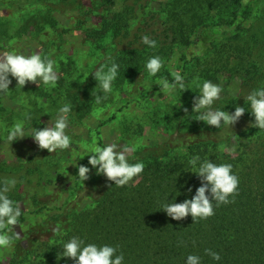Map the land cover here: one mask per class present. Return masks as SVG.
<instances>
[{
  "label": "rangeland",
  "instance_id": "1",
  "mask_svg": "<svg viewBox=\"0 0 264 264\" xmlns=\"http://www.w3.org/2000/svg\"><path fill=\"white\" fill-rule=\"evenodd\" d=\"M94 1L0 0V54L28 56L39 53L42 58L55 61L58 82L63 78L83 82L104 59L101 47L86 34L88 28L99 27L102 22L103 11L96 8ZM168 1L151 0V7L164 12ZM120 4V0H108L113 8ZM45 14L55 25L38 28ZM263 29L264 0H256L245 19L217 27L213 46L208 51V45L200 39L204 28H198L190 45L178 46L163 58V69L156 76L147 70L127 72L113 82L112 92L104 93L102 101L83 118L77 119L71 110L66 129L71 147L54 153L40 149L30 136L12 144L6 138L17 122L23 124L26 135L34 128L43 129L54 124L59 108L67 104L65 90L59 89L58 84L46 86L39 80V86L28 82L23 89L17 88V80L9 76L12 80L9 92L0 93V183L5 179L16 180L15 188L9 193L15 195L14 202L21 204L22 215L19 225L9 233L14 237L12 249L0 250V264L15 263L25 250L46 238L43 233L55 228L50 218L57 207L63 206L66 212L82 208L103 189L107 177L98 175L89 164L93 145H128L134 148L128 157L135 160L149 158L151 154L160 156L167 148L181 152L189 144L204 141L216 144L221 153H235L239 143L248 139L246 116L243 115L232 128L222 125L217 129L197 120L207 109L193 112V100L200 96L203 82L211 81L223 88L221 99L213 104V110L234 113L233 103L239 101L246 112L251 111L244 97L264 88ZM241 46L252 48L251 58L260 67L253 89L244 87L249 56L242 53ZM239 62L244 64L237 68ZM173 71L183 76L185 90L177 88L173 94L165 96L156 82L172 76ZM185 108L192 113L194 121H185ZM233 148L235 152H231ZM78 165L91 170L88 180L80 181ZM45 229L49 231L44 232ZM16 232L20 234L19 239H15Z\"/></svg>",
  "mask_w": 264,
  "mask_h": 264
},
{
  "label": "trees",
  "instance_id": "2",
  "mask_svg": "<svg viewBox=\"0 0 264 264\" xmlns=\"http://www.w3.org/2000/svg\"><path fill=\"white\" fill-rule=\"evenodd\" d=\"M120 1V6L113 8L108 0H95L96 8L103 11L102 22L99 27L86 30L87 36L98 43L104 53L102 65L111 66L113 62L119 65L117 80L127 72L147 70L146 63L151 57L159 56L163 60L176 47L190 45L200 27L204 28L200 39L208 45L206 51L210 50L217 27L245 19L256 2L169 0L163 12L152 8L151 0ZM50 20L45 14L38 28L46 24L54 26L55 21ZM144 35L156 41L155 48L142 43ZM250 49L241 46L242 53L249 56L244 87L253 89L260 67L251 58ZM261 56L264 57V51ZM244 62H239L237 68ZM94 72L83 82L63 78L57 83L59 89L65 90L67 104L77 119L91 111L97 104V96L102 101L105 95ZM166 79L174 81L170 75ZM237 105L241 106L239 101L233 103V108ZM244 115L248 139L239 143L235 153H221L216 144L204 141L189 144L181 152L167 148L160 156L151 154L149 158L137 160L128 157L129 163L145 165L139 177L123 187L108 180L92 197V202L82 208L66 212L63 206L57 207L50 224L59 227V233L45 229L44 232L49 231L43 233L46 238L25 250L23 257L13 264H75L66 257L57 260L64 243L74 236L85 244L119 246L117 254L123 252V264H186L189 254L200 256L201 264H264V130L251 127L255 118L250 111H245ZM184 117L186 122L194 121L191 112ZM193 156H199L201 162L209 159L217 165L231 164L233 174L239 178L235 202L215 207L213 201L215 215L198 223H194L191 214L175 220L163 211L166 203L192 199L202 186L201 178L189 164ZM8 196L15 198L13 193ZM44 206L47 205L44 203ZM205 249L219 253L222 259L213 260L205 255Z\"/></svg>",
  "mask_w": 264,
  "mask_h": 264
},
{
  "label": "clouds",
  "instance_id": "3",
  "mask_svg": "<svg viewBox=\"0 0 264 264\" xmlns=\"http://www.w3.org/2000/svg\"><path fill=\"white\" fill-rule=\"evenodd\" d=\"M142 43L152 48L156 47V41L150 39L148 35L142 37ZM163 66V61L159 56L149 58L146 63V69L152 76H156ZM118 69L119 65L113 62L111 66L101 65L94 72V78L99 82L105 94L112 92ZM171 75L174 78L171 83L167 79L156 82L161 85V91L165 96L173 94L177 88L185 90L183 76L178 71H173ZM9 76L14 77L18 82L17 88L22 89L28 82L38 84V80L46 86L54 87L59 80L55 70V61L48 57L42 58L39 53L28 56L9 52L0 54V93L5 95L12 84ZM222 91L223 88L220 85L204 81L200 96L193 100V112L207 109L197 120L204 121L207 125L217 129H220L222 125L232 128L246 111L245 107L239 105L236 106L234 113L213 110L212 106L221 99ZM95 99L96 103L101 102L100 96ZM244 99L245 103L250 105V112L255 118L251 127L264 130V88L253 90ZM184 111L188 110L185 108ZM70 112V105L65 104L59 108L54 124L43 129L34 128L28 135L25 133L23 124L17 122L9 129L7 142L12 144L18 139L30 136L40 149H46L50 153L68 150L72 144L66 132L69 127L68 114ZM132 151L134 148L128 145L119 146L115 143L104 147L93 145L90 148L92 155H90L89 164L96 169L98 175L103 174L108 180L114 181L116 186L123 187L133 182L144 171L143 162L129 163L128 154ZM231 152H235V149L233 148ZM189 164L195 169L194 173L201 178L202 186L196 190V195L192 199H186L183 203H166L163 205V211L175 220H182L191 214L194 223H198L200 220H207L215 215L213 201H215V207L235 202V197L239 194V178L233 174L231 164L217 165L209 159L201 162L199 156H193ZM77 167L80 181L88 180L91 170L83 165ZM16 183L15 179H5L0 185V250L10 251L12 249L14 237L9 233L19 225V217L22 215L21 204L14 202L8 196ZM188 191L191 192L192 189L189 188ZM59 231V227L53 229L54 233H59ZM19 237L20 234L16 232L15 239ZM118 247L85 244L84 240L74 236L64 243L63 251L58 254L57 260L66 257L75 261V264H123L124 254L123 252L117 254ZM205 255L215 261L222 259L219 253L211 249H205ZM201 259L200 256L189 254L186 264H201Z\"/></svg>",
  "mask_w": 264,
  "mask_h": 264
}]
</instances>
